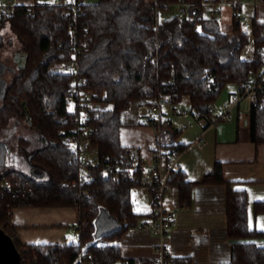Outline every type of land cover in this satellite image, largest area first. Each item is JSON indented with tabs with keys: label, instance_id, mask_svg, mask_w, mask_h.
<instances>
[{
	"label": "trees",
	"instance_id": "obj_1",
	"mask_svg": "<svg viewBox=\"0 0 264 264\" xmlns=\"http://www.w3.org/2000/svg\"><path fill=\"white\" fill-rule=\"evenodd\" d=\"M178 1L34 0L0 13V31L9 25L26 54V62L0 97V135L13 118H24L43 142L28 152L36 174L11 164V140L0 139V225L14 238L20 264H80L81 254L93 264L148 262L123 258L120 244L124 233L137 227L139 218L152 214L151 209L138 212L132 199L133 188L143 183L127 173L109 171L106 163L94 170L95 181L87 186L86 194L73 183L78 163L63 134L69 126L66 94L71 75L52 73L50 66L71 59L78 41L88 43L89 50L79 58L80 72L103 101L92 120L93 141L103 156L122 154V113L133 100L142 103L146 96H163L172 103L188 96L194 112L207 120V127L211 106L224 86L245 85L264 63V19L254 15L248 34L233 17V30L227 33L216 17L204 14L202 0H183L189 3L185 18L173 12ZM70 3H76L81 12L75 17L77 36L70 33L72 17L65 14ZM155 8L161 17L158 23ZM250 42L252 55L246 57L244 49ZM256 96L248 114L251 139L259 144L264 142V79ZM178 133L168 123L160 131L158 145L183 151L186 145L176 141ZM21 140L18 137L15 142ZM44 174L48 176L45 180L39 176ZM169 182L178 186L182 205L190 203L197 183L225 185L231 259L220 264H264V245L254 240L264 238V230L250 226L247 192L224 178L221 161L201 181H187L181 169H173ZM18 205L78 206V240L22 243L10 223L11 211ZM253 211L255 215L264 212V200H256Z\"/></svg>",
	"mask_w": 264,
	"mask_h": 264
},
{
	"label": "crops",
	"instance_id": "obj_2",
	"mask_svg": "<svg viewBox=\"0 0 264 264\" xmlns=\"http://www.w3.org/2000/svg\"><path fill=\"white\" fill-rule=\"evenodd\" d=\"M246 4H253L254 15L264 19V0L245 3L242 6L243 11ZM236 7L232 3L219 0L205 4L203 11L209 16V9H215L214 17L219 20L221 29L230 33L233 30L232 19ZM234 84L237 87L232 89H229L228 84L224 86L212 104L214 106L210 116L216 115L230 104V95L241 85ZM134 101L136 107L131 106L122 113L120 141L123 146L139 149L150 162L159 135L154 127L146 123L142 103L138 100L132 102ZM163 113L171 126L179 132L176 141L186 145L177 159V165L185 180L201 181L206 174L213 171L215 162L221 161L224 178L235 182L234 185L247 192L250 226L264 230V212L255 215L253 211L254 202L264 200V142L256 144L251 139L248 112L234 106L230 109L229 117L216 122L210 121L206 127L207 120L194 112L188 96H184L179 103L168 100L163 105ZM135 188L132 199L136 206ZM226 191L223 184L197 183L193 187L190 203L182 205L178 198V186L173 185L169 189L166 204L178 209V217L167 234L173 264H220L230 261L231 243L226 232ZM150 209L151 204L148 210ZM79 221V207L67 205H18L12 209L10 218L17 238L24 244L74 242L71 239L75 235L78 237ZM139 230L142 231L131 239L132 244L124 248L121 245L123 258L153 257L156 233L149 226ZM257 241L264 245V238Z\"/></svg>",
	"mask_w": 264,
	"mask_h": 264
},
{
	"label": "built area",
	"instance_id": "obj_3",
	"mask_svg": "<svg viewBox=\"0 0 264 264\" xmlns=\"http://www.w3.org/2000/svg\"><path fill=\"white\" fill-rule=\"evenodd\" d=\"M223 2L232 3L235 6L234 17L246 23L247 26H252L253 18L243 11L242 6L252 0H222ZM59 2V0H57ZM212 2L211 0H202V6ZM17 3L3 2L0 0V13L7 11ZM187 2L180 0L174 4L173 12L180 17H187L188 14ZM156 12L155 23L161 18ZM81 12L77 9L76 3H70V7L65 11L66 16L72 17L69 23V31L73 36L78 34V25L75 17ZM215 9H209V17H214ZM83 32L88 31L87 26L82 27ZM87 42L78 41L75 45L73 57L67 61H57L50 66V71L56 74L71 75V85L66 94V106L69 110L67 119L69 126L63 131L64 141L70 149L76 154L78 163V176L73 183L86 194L87 186L95 181L94 170L104 163L109 167V171L115 173H127L134 181H141L147 187L151 194V215L139 222L138 229L152 227L157 235V242L154 246V255L146 263L142 264H172L171 254L168 247L167 234L172 229L177 217V207H171L166 204V194L172 187L169 182L171 170L179 169L177 159L180 156V150L171 149L156 145L152 151V161L148 162L141 151L132 146H124L120 156H103L99 147L93 141L94 126L92 120L96 110L102 107L103 101L98 98V93L95 89L89 87L88 79L80 72L81 55H84L89 50ZM264 79V63L260 65L258 70L250 77V80L245 85H240L239 88L230 95V104L221 109L216 115L210 116L211 122H216L219 119L230 116V109L234 106L239 107L241 111L249 112L252 105L257 101V88L261 86V81ZM168 102V99L159 96H146L141 104L142 113L146 123L154 127L157 135L160 138L162 128L170 123L163 113V105ZM185 112L184 110H182ZM200 140V139H199ZM80 264H93L89 260L83 259L81 254ZM117 264H125L119 261Z\"/></svg>",
	"mask_w": 264,
	"mask_h": 264
},
{
	"label": "rangeland",
	"instance_id": "obj_4",
	"mask_svg": "<svg viewBox=\"0 0 264 264\" xmlns=\"http://www.w3.org/2000/svg\"><path fill=\"white\" fill-rule=\"evenodd\" d=\"M3 2H8L9 0H2ZM34 0H10L11 3H32ZM254 5L246 4L244 11L248 13L252 18L254 17ZM263 19V18H262ZM241 29L248 34L251 33V27L247 26L246 23L240 21ZM225 31V29H222ZM1 42H0V97L3 94L4 87L6 83L10 82L20 70L22 63L24 64L23 56V44L16 35V33L11 29L9 25H6L1 31ZM253 51V43L250 42L246 45L244 49L245 56H249ZM227 85V84H226ZM229 89L236 88V84L228 83ZM136 107L135 101L132 102L130 107ZM214 105L211 106V109ZM188 108V107H187ZM189 112V111H188ZM18 137L23 140L15 142ZM1 140H11V151H12V161L16 167L21 168L29 173L39 174L36 170H33L30 159H28L29 154L32 150L43 145L41 140V135L38 130L32 127L28 121L24 118H13L8 130L3 135H0ZM41 179H47V175H39ZM134 196L136 197L137 205L135 209L138 212H146L150 208L152 201L151 194L147 191V187H136L134 191ZM146 219V217L139 218V221ZM136 226L129 228L123 235L120 244L122 248L132 244L131 239L136 235V233L141 232ZM72 241L76 242L78 237L75 235ZM258 240V238H256Z\"/></svg>",
	"mask_w": 264,
	"mask_h": 264
},
{
	"label": "water",
	"instance_id": "obj_5",
	"mask_svg": "<svg viewBox=\"0 0 264 264\" xmlns=\"http://www.w3.org/2000/svg\"><path fill=\"white\" fill-rule=\"evenodd\" d=\"M26 62V54L22 56ZM21 254L14 238L0 225V264H20Z\"/></svg>",
	"mask_w": 264,
	"mask_h": 264
},
{
	"label": "snow or ice",
	"instance_id": "obj_6",
	"mask_svg": "<svg viewBox=\"0 0 264 264\" xmlns=\"http://www.w3.org/2000/svg\"><path fill=\"white\" fill-rule=\"evenodd\" d=\"M262 227H264V225H262Z\"/></svg>",
	"mask_w": 264,
	"mask_h": 264
}]
</instances>
